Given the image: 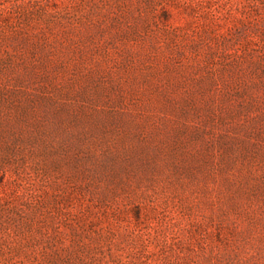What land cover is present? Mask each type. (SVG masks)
<instances>
[{
  "label": "rangeland",
  "instance_id": "rangeland-1",
  "mask_svg": "<svg viewBox=\"0 0 264 264\" xmlns=\"http://www.w3.org/2000/svg\"><path fill=\"white\" fill-rule=\"evenodd\" d=\"M0 264H264V0H0Z\"/></svg>",
  "mask_w": 264,
  "mask_h": 264
}]
</instances>
